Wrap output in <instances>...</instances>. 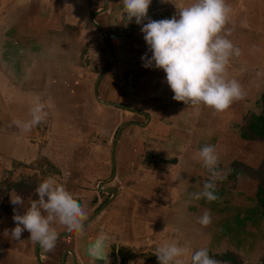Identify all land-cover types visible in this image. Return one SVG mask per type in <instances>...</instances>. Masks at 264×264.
<instances>
[{
  "label": "crops",
  "instance_id": "obj_1",
  "mask_svg": "<svg viewBox=\"0 0 264 264\" xmlns=\"http://www.w3.org/2000/svg\"><path fill=\"white\" fill-rule=\"evenodd\" d=\"M192 2L152 0L147 15L171 18ZM227 3L225 27L241 55L226 73L245 95L216 112L174 100L165 72L143 66L148 19L128 23L122 0H0V264H159L155 250L165 242L264 264L260 179L252 174L264 162V141L242 136L245 117L262 112L264 0ZM36 97L47 115L25 131L17 121L31 120ZM206 144L215 146L219 169H231L213 202L189 197L210 176L196 157ZM48 176L87 215L83 233L55 225L51 252L27 230L19 240L10 234L13 209L24 212L11 197L27 207ZM205 210L207 227L197 222ZM99 235L105 247L95 260L87 248Z\"/></svg>",
  "mask_w": 264,
  "mask_h": 264
},
{
  "label": "clouds",
  "instance_id": "obj_2",
  "mask_svg": "<svg viewBox=\"0 0 264 264\" xmlns=\"http://www.w3.org/2000/svg\"><path fill=\"white\" fill-rule=\"evenodd\" d=\"M152 0H122L125 19L142 24L141 32L149 47L141 57L144 67L162 69L173 99L184 104H202L216 112H223L245 93L240 83L227 78L226 69L233 56L239 57L241 49L228 38L231 31L226 24L232 12L227 0H193L178 8V14L171 18L151 20L148 9ZM127 26V24H125ZM45 105L35 98L31 109V120L21 123L25 131L41 123L47 113ZM196 157L208 170L210 176L204 182L202 191L190 193V200L205 199L213 202L216 195V182L227 179V172L219 169V157L215 146L206 144L196 152ZM37 199L25 207L20 195L11 197L13 205L24 207L23 214L13 209L16 226L11 229V237L19 240L23 231L30 233V240L45 251L55 249L59 234L55 225L64 226L67 232L83 233L87 215L81 203L58 182L55 176H48L35 189ZM197 222L207 227L212 222L210 211L205 210L197 217ZM105 237L99 235L87 248V254L95 260L103 258ZM159 264H219L210 257L207 248L190 252L187 245L165 242L155 250Z\"/></svg>",
  "mask_w": 264,
  "mask_h": 264
},
{
  "label": "trees",
  "instance_id": "obj_3",
  "mask_svg": "<svg viewBox=\"0 0 264 264\" xmlns=\"http://www.w3.org/2000/svg\"><path fill=\"white\" fill-rule=\"evenodd\" d=\"M260 104L262 106V112L260 114H250L244 119L242 126V136L249 140L264 141V94L261 98ZM253 175H257L260 179L259 188V206L262 215L264 216V162L262 166L252 172ZM211 258L222 261L224 263L238 264L237 258L232 254H224L221 257L210 256Z\"/></svg>",
  "mask_w": 264,
  "mask_h": 264
},
{
  "label": "water",
  "instance_id": "obj_4",
  "mask_svg": "<svg viewBox=\"0 0 264 264\" xmlns=\"http://www.w3.org/2000/svg\"><path fill=\"white\" fill-rule=\"evenodd\" d=\"M94 17H95V16H94ZM94 17H93V19H92L94 25L97 26V28L102 32L104 38H106V36H105V34H104V32H103L102 27L99 26V25L95 22ZM104 75H105V74H103V76H104ZM99 83H100V81L98 82L97 85H99ZM126 125H127V124H126ZM119 138H120V134L118 135L117 142L115 143V145H114V147H113V157H112V159H113L114 174H113V178H112V180L115 178V172H116L115 153H116V148H117V145H118V140H119ZM112 192L115 193L116 191H115V190H112Z\"/></svg>",
  "mask_w": 264,
  "mask_h": 264
},
{
  "label": "built area",
  "instance_id": "obj_5",
  "mask_svg": "<svg viewBox=\"0 0 264 264\" xmlns=\"http://www.w3.org/2000/svg\"><path fill=\"white\" fill-rule=\"evenodd\" d=\"M116 264H120V263H116Z\"/></svg>",
  "mask_w": 264,
  "mask_h": 264
}]
</instances>
